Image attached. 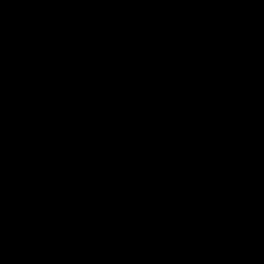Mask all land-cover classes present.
<instances>
[{
  "label": "water",
  "instance_id": "1",
  "mask_svg": "<svg viewBox=\"0 0 264 264\" xmlns=\"http://www.w3.org/2000/svg\"><path fill=\"white\" fill-rule=\"evenodd\" d=\"M0 264H264V0H0Z\"/></svg>",
  "mask_w": 264,
  "mask_h": 264
}]
</instances>
